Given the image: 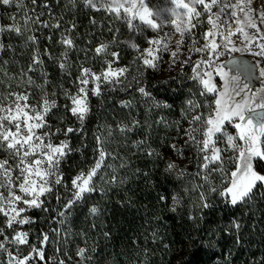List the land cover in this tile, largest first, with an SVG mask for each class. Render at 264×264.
<instances>
[{
    "label": "trees",
    "instance_id": "16d2710c",
    "mask_svg": "<svg viewBox=\"0 0 264 264\" xmlns=\"http://www.w3.org/2000/svg\"><path fill=\"white\" fill-rule=\"evenodd\" d=\"M19 2L23 10L16 4H0V25L11 24L13 15L23 25L26 10L33 18L39 15L41 21L59 23L60 27L33 24L32 30L23 35L0 32V44L4 45L0 49V101L18 90L26 92L29 101L36 104L42 103L46 95L58 104L46 118L51 131L79 127L76 117L66 110L71 102L65 92H77L81 65L93 71L104 68V55H97L96 47L110 45L129 72L122 84L99 96H89L90 112L84 131L71 135L72 148L79 151H73L61 164L63 183L44 199L52 211L38 209L28 214L34 220L23 227L29 232V244L19 248L22 254L18 259L1 254L0 264H17L29 254L31 258L25 264H60L61 260L64 264H264L263 190L255 189L250 203L235 207L219 192L213 193L209 196L213 207L201 211L194 207L199 191L192 190L196 182L191 176L198 169L197 160L190 159L182 179L165 170L169 161L182 169V120L191 111L211 110L214 96H201L203 90L194 81L134 67L125 60L130 54L128 47L119 44L123 37H129L128 29L114 25L105 11L86 8L83 0H37L35 5L32 0ZM62 34L69 35L75 47L66 49L60 43ZM30 35L38 42L27 41ZM66 50L70 67L61 69ZM34 55L42 63L33 64ZM29 77L33 83H28ZM140 87L151 95L143 96ZM189 100L200 107L191 108ZM122 101L131 103L125 107ZM156 102L161 106L157 107ZM108 126L113 132L106 144L111 155L106 156L105 166L93 178L97 190L85 193L84 199L70 209L66 223L59 225L52 217L72 198V179L95 164V135H107ZM120 126L132 130L122 133ZM64 138L57 134L52 139L59 143ZM139 141L145 142L137 147ZM173 144L179 151L172 149ZM149 150L154 155H148ZM113 176L116 182H110ZM174 194L182 197L175 212L171 211ZM57 195L61 197L59 202ZM162 196L166 200L162 201ZM92 207L98 209L95 216L90 213ZM190 215L194 219H189ZM233 221L241 225L239 230L233 227ZM57 227L61 228L59 235L51 231ZM44 232L49 233V241L41 246ZM30 245L43 247V259ZM80 248L85 249L83 257L77 255Z\"/></svg>",
    "mask_w": 264,
    "mask_h": 264
},
{
    "label": "snow or ice",
    "instance_id": "6c2138e0",
    "mask_svg": "<svg viewBox=\"0 0 264 264\" xmlns=\"http://www.w3.org/2000/svg\"><path fill=\"white\" fill-rule=\"evenodd\" d=\"M36 3L37 0H32L33 5ZM171 3L175 5L174 8L152 7L148 0H83L86 8L114 14L115 20L126 25L130 35L123 43L137 52L136 59L144 67L152 69L157 68L158 61L162 59L160 54L169 51L173 35L178 33L180 39L176 40V48L171 51L172 62L175 64L179 59L186 34L192 35V30L198 24L203 23L200 17L207 14V24L210 25V28L203 34V39L206 42L197 46L198 41L194 36L192 37L191 46L188 48V59L182 62L181 69L191 60V53L207 55V59H198L194 63L190 79L198 81L203 86L201 96L206 93L216 94L213 101L215 108L207 118L199 114L191 117L189 128L185 129L187 137L185 143L195 145L198 153L202 154L203 163L199 167L201 172H206L205 181L208 180L212 172H225L223 153L231 150L235 155L229 159L235 160V168L230 173L231 178L228 185L222 189L211 187L209 191L210 193L219 192L221 197H229L228 202L234 207L248 204L254 199V190L264 185V174L259 173L255 167L257 162H264V89L254 91L249 88L247 83L241 81L238 75L229 77L216 63V59L221 54V49L240 51V48L231 39L237 33L244 37L242 43L245 49L256 57L264 58V29L257 24V20H259V23L264 25V0H171ZM0 4H16L23 10V5L19 0H0ZM198 6H202V11L198 9ZM178 9L183 11H177ZM169 16L175 18L169 20ZM10 19L13 21L11 24L6 27L0 25V32L9 31L23 35L25 31L32 30L31 25L33 24H40L45 28L60 27L59 23L50 25L47 21H41L39 15L33 18L26 10L23 25L15 15ZM169 24L174 26L175 32H163L161 35L163 27ZM74 27L75 25H73ZM245 27L255 29V32L249 33L245 31ZM147 30L157 34L148 37V47L141 49L136 41V36ZM119 31L117 29V32ZM217 35L224 41L223 44L217 43L215 39ZM115 39L114 36L113 42ZM27 41L33 44L38 42L34 35L28 36ZM60 43L65 45L66 49L75 47L73 39L66 34H62ZM3 47L4 45L0 44V49ZM108 49V44H101L95 49L97 55L104 54L105 57L109 55L112 57V59L105 60L107 67L100 73H96L93 69L81 65L80 75L76 78L80 87L75 94L65 92V97L71 102V106H66V110L76 117L79 127L68 126L66 129L57 128L55 132L51 131L46 118L58 108V104L55 100L48 99L46 95L38 107L27 103L28 96L26 94L10 93L9 95L15 96L12 106H4L3 101H0V150L7 153L5 158L0 159V189L4 190L0 191V214L6 217L5 227L14 232V235L9 239L4 234L5 228H0V236L4 237V241L16 245L29 244V232L17 231L14 225L22 226L34 223L31 217L22 215L28 210L52 211L45 205V200H42L41 197L53 193L55 186L63 183L61 164L73 151H79V149L72 148L71 135L82 134L84 131V122L90 112L89 93L99 96L101 84H122L123 81L120 78L129 72L126 66L113 67V64L119 60V53L109 52ZM62 56L65 57V60L60 63V67L66 69L70 67L67 63V50L62 53ZM40 63L42 61L38 55H34L33 64ZM239 68L241 72L247 73L248 77H251V68L244 65H240ZM31 70L32 65L29 66V71ZM214 72L224 81L222 90L218 89L217 84L213 82ZM260 75L264 76V68H261ZM28 83H33L30 77ZM90 83L94 85L91 89L88 88ZM138 91L145 97L151 95L144 87L138 88ZM4 99L7 100L8 97H4ZM20 101H25V103L21 104ZM130 103L121 102L125 107ZM187 103L191 108L200 107L192 100ZM156 106L160 107L161 104L156 102ZM163 106L168 107L167 104H163ZM133 123L135 125L137 122ZM228 125L236 129L235 135L228 133ZM126 130L131 131L132 129L120 126L122 133ZM57 134H62L65 137L59 144L52 142V138ZM112 135L111 126H108L107 135H95L98 158L86 172L82 170L72 179V188L75 191L72 193V198L63 205V209L57 210V216L52 217L54 222L64 225L71 214L70 209L75 203L83 200L85 193L97 190L93 178L98 175L101 167L105 166L106 156L111 155L106 149V144L108 137ZM144 142L139 141L136 146L139 147ZM221 144H225L226 147H220ZM171 147L174 151H179L175 144ZM148 155H154V152L149 150ZM107 166L110 167V165ZM14 170L19 174L13 176ZM165 170L170 173L175 172L178 179L187 175L185 170L178 169L174 161H169ZM199 174L197 173V175ZM110 182H116V177L113 176ZM202 187V185H194L192 189L199 191V198L194 203V207L201 211L213 207L209 196L200 191ZM17 190L22 195L17 194ZM184 191L188 193L189 189L185 188ZM56 199L59 202L61 197L57 195ZM160 199L164 201L166 197L162 196ZM172 201L171 211L175 212L181 206L182 197L174 194ZM19 204L27 207H19ZM90 213L95 216L98 209L92 207ZM57 217L60 219L57 220ZM189 219H194V217L190 215ZM93 226L95 227V225ZM233 227L239 230L241 225L233 221ZM51 231L59 235L61 228L57 227ZM48 241L49 233H42L41 246ZM30 247L43 259V247L37 248L36 245H30ZM0 250H6L3 242H0ZM84 254V248H80L77 252V255L81 257ZM9 256H12L11 252H9ZM30 258L31 254L24 256L23 259L17 261V264H25V261ZM60 264H64V261L61 260Z\"/></svg>",
    "mask_w": 264,
    "mask_h": 264
},
{
    "label": "rangeland",
    "instance_id": "374dc122",
    "mask_svg": "<svg viewBox=\"0 0 264 264\" xmlns=\"http://www.w3.org/2000/svg\"><path fill=\"white\" fill-rule=\"evenodd\" d=\"M148 2L150 4V6H152V7H168V8H174L175 7V5H173L171 3V0H148ZM198 9L202 11V6H198ZM177 11H183V10L178 9ZM214 11H216V9H214ZM106 14H107V17L112 21V23L114 25H116L117 27H119L121 30H124L127 28L126 25H124V24H122L119 21L114 19V14H109L107 12H106ZM174 18L175 17H171V16L168 17L169 20L174 19ZM200 20L203 21V23L198 24L197 27L192 30V35L186 34L184 45L181 49V53L179 54V59L176 60L175 64H173V62H172L171 51L175 50L176 40L180 39V36L178 33L173 35L172 41L169 45V51L163 52L160 54L162 59L160 61H158V66L155 70L159 71V73H161L162 76H165V77H174L175 76L178 78H182V80L193 81L190 79V77L192 75V67H193L194 63L198 59H207V55L205 53H191V60L189 61L188 64H185L183 66V69H181V64L184 60L188 59V56H189L188 48L191 46L193 36L198 41L197 46L203 45L206 42L203 39V34L205 31H207L210 28V25L207 24V14H205L204 16H201ZM193 22L195 23V21H193ZM257 24L262 29H264V25H261L259 23V20H257ZM233 27H236V25H233ZM221 31H224V29H221ZM245 31H247L249 33H254L255 29L245 27ZM163 32L174 33L175 32L174 26L169 24V25L163 27L161 35L163 34ZM156 34L157 33L153 32L151 30H147V31L137 35L136 41L139 43L140 48L143 49V48L148 47V44H147L148 37L155 36ZM124 38L125 37H123L119 41V44H123V45L127 46L123 42L128 37L126 39H124ZM215 39H216L217 43H219V44L224 43V41H222V39L219 35H217L215 37ZM231 39L236 43V46L238 48H240V51H227L225 49H221L220 50L221 54L216 59V63L223 70V72L228 74L229 77L233 76V75H238L240 77V80L243 81L244 83H247L249 85V88H251L252 90L259 91L261 89H264V76L260 75L261 68H264V58L256 57V56L252 55V52H250L244 48L243 43H242V41L244 40V37L240 33H237L236 35L232 36ZM229 47H231V46H229ZM253 50H255V49H253ZM108 51L113 52L112 47L110 45H109ZM128 52H130V54L125 57L126 61L130 62L136 68H139V69H141V68L145 69L146 68L142 65V63L138 59H136V57L138 55L136 51H134L128 47ZM103 58H104V68H105V67H107L105 60L106 59H112V57L109 55L107 57L104 56ZM240 65H244V66L252 69V75L250 78L248 77L247 73H243L240 71V68H239ZM113 67L117 68V67H124V66L122 65V63L119 59L117 63L113 64ZM104 68H102L99 71H95V72L100 73ZM148 69H152V68H148ZM125 76H126V74H125ZM124 77H121L120 79L122 80ZM194 82L196 83V85L200 86V88L203 90V86L201 84H199L198 81H194ZM213 82L217 84L218 89L222 90V85H223L224 81L220 78V76L216 75L215 72L213 74ZM112 86H115V85L101 84V93L104 91L107 92L109 90V88ZM79 87H80V84H78V88ZM92 87H94V85L90 83L88 85V88L91 89ZM15 93L16 94H25L26 92H24L23 90H18ZM207 94L213 95L214 100H215V98H216L215 93H207ZM89 96H91V93H89ZM93 96H96V95H93ZM200 98H201V96H200ZM13 100H15V96H12L11 98L3 101V105L4 106H12ZM20 103L23 104V103H25V101H20ZM27 103H29L30 105H33V106H37V107L41 104V103L36 104L32 101H29V98H28ZM214 108H215V104L213 103L212 109H214ZM206 109H207V107H206ZM212 109L211 110L208 109L206 112H201L200 110L197 112H195V110L191 111L189 113V116L187 118L184 117V119L182 120V169L185 170L187 173V169L189 167L190 159L194 158L197 160L196 162H198V165H197L198 169L194 170V174L191 177L193 180H195L196 185H202L203 186L200 189V191H203L208 196H211V194H213V193H210V191H209V189L211 187H217L218 189H222L223 187H226L228 185L230 178H231L230 173L235 168V160L229 159V158L234 157L235 154L231 150L224 152L223 156L225 158V164H224L225 172H223V173L212 172L209 175L208 180L205 181L204 176L206 175V172H201V169L199 167L203 163L202 154L198 153L195 145H193L191 143H187V144L185 143V141L187 140V137L185 136V129L189 128V120L191 119V117L193 115L199 114V115H202L203 117L207 118L210 114H212ZM183 116H186V115H183ZM13 130H15V129L13 128ZM227 131L230 134H233V135L236 134V129L231 125L227 126ZM198 138H202V137H198ZM52 142L55 143V141L53 139H52ZM56 144H59V143H56ZM220 147L225 148L226 145L221 144ZM6 156H7V153L3 150H0V159L5 158ZM255 167L259 173L264 174V162H257ZM197 173H200V174L197 175ZM18 174H19L18 171H15V170L13 171V176L18 175ZM257 189H261L264 191V185H261ZM0 191H4V190L0 189ZM73 191H75V189H73ZM17 194H21V193H19L17 190ZM46 196L41 197V199L44 200L46 198ZM223 198L228 199V200L230 199L229 197H223ZM18 206L19 207H27L26 205H23V204H19ZM34 210H38V209L28 210L25 213H23L22 215L28 216V214ZM5 221H6V217H4L3 214H0V228H5L4 234L7 235L10 239L11 236L14 235V232L12 229H8L5 227ZM24 226L25 225H22V226L21 225H14V228L17 231H24V228H23ZM0 242H3L5 244V249H6V250H0V255L2 254L5 256H8L11 259H13V257H15V259H18L21 256L22 251H20L19 248L24 246V245L10 244L7 241H4L3 236H0ZM9 252L12 253L11 257L9 256Z\"/></svg>",
    "mask_w": 264,
    "mask_h": 264
}]
</instances>
